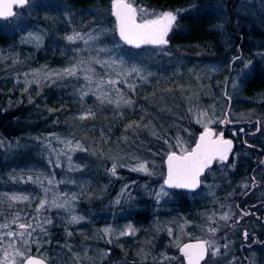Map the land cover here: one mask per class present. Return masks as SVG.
I'll list each match as a JSON object with an SVG mask.
<instances>
[{
  "label": "trees",
  "instance_id": "obj_1",
  "mask_svg": "<svg viewBox=\"0 0 264 264\" xmlns=\"http://www.w3.org/2000/svg\"><path fill=\"white\" fill-rule=\"evenodd\" d=\"M243 2L254 7L251 13L237 12ZM135 4L156 13L177 14L167 45L141 49L124 45L111 14V0H30L15 11L13 18L0 20V223L14 213L29 218L36 215L34 209L44 192L39 185L27 182L32 174L33 178H43L44 187L45 179H54L56 183L48 186L49 199L55 196L62 201L65 193L71 197V192H76L72 214L83 217L73 225L68 223L69 211L56 207L47 210L53 223L45 240L51 242L39 250L33 245L31 254L45 255L49 264H57L54 257L62 254L68 264H88L89 252L104 248L110 250L111 260L120 258L125 264H161L165 254L183 264L177 245L205 239L210 216L216 221L211 226L218 227L221 234L231 222L236 225L242 210L252 215L240 220L234 238L244 239L243 232L247 231L249 244L261 249L264 0H135ZM101 29L104 34L89 45L65 39L74 31L95 34ZM32 33L40 37L39 41L30 38ZM96 47L113 52L97 54ZM78 48L88 50L77 55L73 50ZM109 58L136 64L147 76L146 82L135 73L127 77L135 82V93L123 84L116 85L134 101L131 107L121 106L122 116L113 105L97 99L101 91L94 95L90 90L96 89L101 78L120 79L116 72L123 71L122 66L103 67L91 62ZM81 59L88 63L80 64L76 77L56 74L36 85L28 83L35 71L61 72ZM85 76L92 77L91 85ZM235 76L238 85L231 91L229 79ZM105 88L114 100L118 98L110 86ZM82 90L88 92L83 99ZM87 109L96 112L95 118L78 119ZM199 110L215 114L211 129L218 131L220 120L230 121L222 133L233 141V151L227 162H215L201 179L198 191L166 189L170 195L157 202L154 194L164 182L169 148L152 130L171 143L179 135L184 147L192 148L204 128L196 122L194 113ZM141 117L145 123L151 120L148 128L125 133V126ZM61 140H71L72 149L80 143L87 150L70 151ZM68 154L71 161L65 164ZM57 160L60 167H55ZM141 161L147 163L151 175L129 170ZM114 162L125 165L117 167L116 175L111 174ZM61 180L65 182L59 183ZM12 195H29L32 202L9 201L7 197ZM224 212L235 213L227 224L219 219ZM128 225L136 230L134 239L119 235ZM108 227L114 235H104L102 230ZM68 231L73 235L69 237ZM250 248L243 249L246 257ZM74 254H79L78 261ZM170 260H163V264H170Z\"/></svg>",
  "mask_w": 264,
  "mask_h": 264
},
{
  "label": "snow or ice",
  "instance_id": "obj_2",
  "mask_svg": "<svg viewBox=\"0 0 264 264\" xmlns=\"http://www.w3.org/2000/svg\"><path fill=\"white\" fill-rule=\"evenodd\" d=\"M30 3V0H0V17L8 18L17 13L13 12V7L23 8ZM111 14L116 18V31H118L120 41L124 45L131 46L132 48L141 49L144 46H162L167 45L168 41L165 37L168 35V32L172 28V25L177 20V14L173 11H162L159 13L147 10L142 7H137L135 0H111ZM103 29L99 30L97 33H87L81 34L79 32H73L71 35H67L65 39L69 43L75 44L77 41H83L85 45H89V42H96L99 40L100 36L104 34ZM31 37V34H29ZM39 41L40 37H32ZM117 48L120 47L119 44L116 45ZM88 49H74L73 51L77 52V55L81 51H86ZM97 54L99 53H112V49L106 47H96L94 49ZM236 57L234 59H239ZM91 62L99 63L103 67H111L113 65H118L123 67V71L116 72V75L120 79H99L96 89H90L95 95L97 91H101V95H97V99L102 103L108 105H113L117 110L119 115H123L120 112L121 106L131 107L134 104V101L131 98H126L125 94L121 91L120 88H117V84L125 85L130 92L135 93L136 84L134 81H130L127 77L132 76L133 73L136 74L138 78L146 82L147 76L144 75V69L138 67L136 64L127 65L125 59H95ZM88 63V61L79 60L77 64L72 67L63 69L61 72H57V75L60 76H77V70L80 64ZM250 63V62H248ZM247 66V64L245 65ZM87 71H92L91 68H88ZM27 75V74H25ZM33 76L37 73H33ZM49 78L51 74L49 73ZM148 76L152 75L151 72L147 73ZM84 79L88 82L89 85L92 84V77L85 76ZM31 82H29L30 84ZM105 86H110L111 91H114L117 95V99L111 97L110 91L106 90ZM27 91V88H25ZM88 95V92L81 91V99L84 96ZM189 112H194L192 108H189ZM197 115L196 122L204 126L203 132L199 135L195 146L192 148H185V141L179 135L176 136L175 143H171L166 137H161L155 130H152V134L156 136L157 139L163 140V143L168 146L169 151L166 156L167 163V174L164 179L163 185H161L159 192H156L154 195L157 199V202L164 197L169 196L170 193L166 189H185L189 192H195L197 188L201 186L200 177L204 174L206 169H210L214 161L220 163H225L228 160L229 154L232 152L233 142L230 139H225L223 133H217L211 128L208 127V124L213 123L216 120L215 114H210L207 110H199ZM96 112L92 109L85 110V113L77 117L78 119H88L95 118ZM220 123H228L227 119L219 121ZM151 120L147 123L144 122V117H141L140 121H133L125 126V133L132 130L135 133L138 129H147ZM179 131V128H178ZM185 132H188V129H184ZM241 131H243L241 129ZM103 137V133H102ZM59 139V138H57ZM126 139V137H125ZM60 143L66 144V146H71V140H61ZM50 147V146H49ZM79 149L80 151H86L85 147L77 143L75 149L70 148V151ZM179 149V151L173 150ZM62 153H57L60 155ZM68 160L71 161V156H68ZM261 163H264L262 161ZM124 164H118L114 162L111 168V174L116 175L117 167H124ZM55 167H60V163L57 160ZM78 170V169H77ZM130 171L142 172L147 175L152 173L149 171L148 165L146 162H137L134 166H129ZM54 177V173H53ZM255 180V177H253ZM27 182H32L39 185L44 192V197L39 199L37 202V207L34 209L36 215L29 218L28 216L21 217L19 213H14L11 219L5 217L3 223H0V264H47V257L41 255L36 257L31 254L32 246L36 245L37 250L43 244L50 243L51 241L45 240V237L49 236V226L52 225V218L46 215L48 209L52 207L65 209L71 211V201L67 199V193L64 194L65 199L60 201L57 197L49 199L48 193L50 188L44 187V180L41 177L37 176L33 178L31 175L27 177ZM65 181L61 180L59 183H64ZM48 185H54L56 182L53 178H48ZM245 187H248L245 185ZM75 194L72 195L71 200H75ZM7 199L12 202H25L31 204L32 198L29 195H12L8 196ZM119 203V200L116 201ZM67 205V208H66ZM10 207L12 205H9ZM235 213L224 212L219 216L220 220H223L225 224L232 219V216ZM252 215V213L247 211H241L240 217L235 221L236 224L240 223V220L244 216ZM0 216H3V213H0ZM83 220L82 216L71 215L68 223L76 224ZM37 221V223H33ZM209 226L206 230V235L209 236L208 239L198 238L196 243H186L182 246L177 245L180 248L182 256L186 260V264H201V261L205 260V257L211 255L215 257L220 254L221 247L224 249L229 248V244L225 243L221 246L218 243L217 239L213 237L216 236V233L220 230L218 227H212L211 225L215 224L216 221L213 217H208ZM15 225V228L13 227ZM205 229L202 228V231ZM105 236L114 235L111 227L105 228L102 230ZM135 229L128 225L126 230H123L119 233L120 236L124 235H134ZM169 235H172V229H168ZM67 235L70 237L73 235L72 232L68 231ZM243 237L245 240L248 239L249 233L247 231L243 232ZM111 243V241H109ZM71 250L70 245H65ZM74 257L79 259V254H74ZM172 257H168L166 254L163 255V260H170ZM163 260L161 264H163ZM252 264H255L253 260Z\"/></svg>",
  "mask_w": 264,
  "mask_h": 264
},
{
  "label": "rangeland",
  "instance_id": "obj_3",
  "mask_svg": "<svg viewBox=\"0 0 264 264\" xmlns=\"http://www.w3.org/2000/svg\"><path fill=\"white\" fill-rule=\"evenodd\" d=\"M253 8L254 7L251 5V3L243 2L238 7V9H237L238 11L237 12L241 13L243 15H247V14H249V13H251L253 11ZM14 16H12V18ZM226 21H229V19L227 17H226ZM32 37H36L35 33H32L30 38L32 39ZM86 70H87V67H86ZM33 73H37V75H35V76L31 75L29 77L30 78L29 82H31L29 85H36L40 81H42V80H44L46 78H49V75H48L49 73L51 74V76H55L56 75L55 72H49L47 74H42V73H40V71H35ZM198 76H202V75L199 74ZM237 78H238L237 76L232 78V80H234V81H232L231 78L229 79L231 81L230 88H229L231 91H234L235 87H237V85H238ZM213 123H210V124H213ZM210 124H208L209 128H210ZM200 125L202 127H204L202 124H200ZM224 126H225V123H223V124L221 123L220 124V128L218 129V131L216 129H213V130L215 132H217V133H220V132L223 131ZM203 130H204V128H203ZM203 130H202V132H203ZM66 147H69V146H66V144H65L64 148H66ZM68 155H70V154H68ZM68 155H66V156H68ZM59 163L61 164V162H59ZM65 164H70L68 159L66 160ZM39 172H41V171L40 170L39 171H34V174L37 175ZM31 176L34 177L32 174H31ZM50 178H52V177H50ZM41 179H43V178H41ZM47 180L45 179L46 187L49 186L48 183H47ZM159 190H160V188L158 189V192H159ZM73 194H75V196L77 197L76 192H74V193L71 192V195H73ZM49 196H51V194ZM71 198H72V196L71 197H67V199H69L71 201V211H69V212L72 214V211L74 209V206H73V201L74 200H71ZM63 199H65V198H63ZM63 199H61V200H63ZM66 208H67V205H66ZM70 218H69V220H70ZM236 225H234L233 222H231V226H229L230 227L229 229L223 231L221 234L216 233V236L213 237V238L217 239L218 243L221 246H223L225 243H228L229 244V248L228 249H224L223 247H221L220 254L215 256V257H212L211 255H208L207 256L208 258H207V260L205 261L204 264H252L253 260L255 261V264H264V245L262 246L261 249L256 248V247H260V245H257L255 247V249H254L253 246H252L253 244L252 243L249 244L250 242L248 241V239L247 240L238 239V237L234 238L235 237V232H233V231L240 228L239 224L237 226ZM240 234H241V232H240ZM126 236L127 237H132L133 236V239H134L135 234L134 235H126ZM208 238H209V236L206 235L205 239H208ZM240 242L243 243V244H241V246L239 245ZM250 246H251V248H250L251 252L246 257L243 254V249L245 247H250ZM89 253H90L89 254V258H90V262L91 263H88V264H125L124 261H122L120 258L119 259L115 258V259L111 260L110 257H111L112 254H110V250H107L106 248L100 249V250L97 249L96 251L92 250ZM241 253H242V255H241ZM260 260L262 261L261 263H260ZM54 261L57 264H68L67 260L64 259V255L63 254L61 255L60 258L54 257ZM183 261H184V258H183ZM156 264H159V263H156ZM170 264H178V261H175V259H171L170 260ZM183 264H185V262Z\"/></svg>",
  "mask_w": 264,
  "mask_h": 264
},
{
  "label": "water",
  "instance_id": "obj_4",
  "mask_svg": "<svg viewBox=\"0 0 264 264\" xmlns=\"http://www.w3.org/2000/svg\"><path fill=\"white\" fill-rule=\"evenodd\" d=\"M17 9H19L18 7H13V12H15ZM8 18H10V17H8ZM8 18H3V17H0V20H4V19H8ZM115 18V17H114ZM115 20H116V18H115ZM116 24H117V21H116ZM117 33H118V31H117ZM169 33V32H168ZM118 37H119V34H118ZM167 38V36L165 37V39ZM120 39V38H119ZM128 46V45H127ZM163 46V45H162ZM144 47H147V46H144ZM152 47H160V46H152ZM213 130V129H212ZM201 134V133H200ZM199 134V135H200ZM199 137V136H198ZM198 139V138H197ZM197 141V140H196ZM233 142V141H232ZM196 143V142H195ZM194 146H195V144H194ZM193 146V147H194ZM233 148H234V143H233V146H232V151H233ZM230 155V154H229ZM166 159H167V157H166ZM166 159H165V161H164V166H165V178H166V174H167V163H166ZM216 161H214L213 162V164H212V166L210 167V169H212V167L214 166V163H215ZM210 169H206L205 170V172H204V174L200 177V180L206 175V173L210 170ZM164 178V179H165ZM200 188V187H199ZM199 188H197L196 189V191H198V189ZM168 190H172V191H177V192H186V193H194V192H189L188 190H185V189H168ZM195 191V192H196ZM197 242V240H194V241H188V242H185L184 244H186V243H196ZM181 253V252H180ZM36 257H38V256H36ZM206 258H207V256L205 257V260H206ZM205 260H203V261H201V264L205 261ZM185 263H186V260H185ZM47 264H49L48 262H47Z\"/></svg>",
  "mask_w": 264,
  "mask_h": 264
},
{
  "label": "flooded vegetation",
  "instance_id": "obj_5",
  "mask_svg": "<svg viewBox=\"0 0 264 264\" xmlns=\"http://www.w3.org/2000/svg\"><path fill=\"white\" fill-rule=\"evenodd\" d=\"M206 261V260H205ZM205 261L202 263V264H204L205 263ZM184 262H185V258H184ZM186 264V263H185Z\"/></svg>",
  "mask_w": 264,
  "mask_h": 264
}]
</instances>
